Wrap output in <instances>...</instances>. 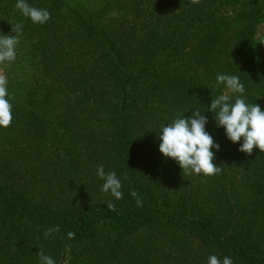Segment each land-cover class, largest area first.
Masks as SVG:
<instances>
[{"label":"trees","instance_id":"1","mask_svg":"<svg viewBox=\"0 0 264 264\" xmlns=\"http://www.w3.org/2000/svg\"><path fill=\"white\" fill-rule=\"evenodd\" d=\"M224 1L27 0L51 14L39 25L19 13L16 0H0V33L13 34L12 25L23 24L16 60L2 66L13 120L0 128V144L12 148V161L13 154L34 151L37 159L55 163L57 180L67 171L76 184L90 163L85 148L102 161L96 148L105 146L123 191V203L111 202L115 210L99 201L56 213L27 200L20 187L0 181V264H39L37 253L46 254L51 246L56 264L85 259L98 236L109 244L106 264H116L122 239L155 224L190 230L234 264H264L255 231L264 202V152L253 149L241 178L252 194L250 218L239 233L232 223L214 221L206 194L208 206L202 209L193 198L184 200L188 194L155 189L152 176L162 171L163 157L151 163L139 152L159 144L157 135L145 131L150 122L157 134L158 123L168 122L166 115L171 120L185 107L190 116L196 107L205 112L206 130L220 145L214 160L220 166L230 141L215 126L214 113L206 112L211 98L223 91L215 86L218 73L238 75L246 102L264 109V62L255 45L256 26L264 23V0H226L227 6L243 8L232 18L220 10ZM109 15L116 17L107 24ZM139 15L148 23L141 21L143 33L136 36ZM251 87L262 100L250 95ZM177 172H169L171 182L183 179L180 167ZM217 176L204 178L218 181ZM132 191L138 195L131 196Z\"/></svg>","mask_w":264,"mask_h":264},{"label":"rangeland","instance_id":"2","mask_svg":"<svg viewBox=\"0 0 264 264\" xmlns=\"http://www.w3.org/2000/svg\"><path fill=\"white\" fill-rule=\"evenodd\" d=\"M225 1L220 10L224 12L226 17L232 18L237 12L243 10L240 5L227 6ZM135 6L137 5L135 4ZM141 9L144 11L142 5ZM115 12L118 11L115 10ZM142 15L144 18L146 14L143 12ZM114 17L116 16L109 15L105 19L106 23L110 24L108 20ZM126 18L128 19V16ZM143 18L139 15L138 20L136 19V36L142 32L140 29L142 22L144 25L148 23L147 20H142ZM165 18L166 16L162 15L160 19L163 21ZM123 23L126 26L128 22L125 20ZM256 27L257 58L264 62V23ZM163 29L165 30L166 27L162 26L161 30L163 31ZM2 66L3 64H0V73H3ZM250 95L257 99L263 97L260 96V91L254 87H251ZM186 110L185 107H182V118L188 116L187 112L184 113ZM165 120H168L167 123H169L172 119L170 120L166 115ZM162 121L158 123V126H161ZM85 125H87V122H85ZM152 126L153 124L150 122L145 129L146 133L151 132L152 135H157L154 130L155 126L154 129H151ZM4 134L8 133L4 131ZM148 144L152 145V141H149ZM0 145L2 148H0V181L25 190L27 200L32 203L44 204L56 213L73 206L94 204L99 201L123 203L100 191L103 181L97 177L96 169L102 165L105 172H109L113 168L109 157H107L109 153L105 150V146L102 149L96 148L97 156L101 157L102 161H96V153L94 154L92 149L89 151L90 149L85 148V155L88 152L91 159L88 161L90 163L87 164L88 169L85 171L84 177L79 179L76 184L72 179V175L67 171L57 180L58 171L55 163L48 164L47 160H42L43 158L37 159L34 151L27 150L20 154H13L12 161V155L10 154L12 148L7 146L5 142ZM228 147L226 151H223V159L218 162V165H220L218 167L221 170L217 174L221 176V179L217 176L218 181L213 178L210 182H206L204 175H194L183 170V179L179 178L178 181L171 182L169 172L174 170L175 173L179 174L177 172L179 166L173 159L163 157L158 151V146L148 147L145 152L138 150L140 154L146 153L151 163L153 159L163 157V161L161 160L162 171L159 170L152 176L153 184L156 186H154L155 189L159 188L162 192L169 190V194L171 192L173 195L178 192L188 194L184 200L193 198V200H190L193 205L196 204L202 209L208 206L205 203L207 199H204V194H206L210 200V216L213 217L214 221L222 224L224 222L232 223V225H235L234 228L237 227L234 230L239 233L250 218V197L252 193L246 184L241 183V178H244L242 175L245 176L249 170L250 155L239 152L237 150L238 144L228 142ZM216 152L214 160H216ZM44 158L46 159V156ZM6 159H8V163ZM214 160L213 163H215ZM233 160H235L234 163ZM182 180L186 181L184 186L180 185ZM206 184H209V186ZM232 184L234 188H231ZM184 190H186V193ZM200 194L203 197H200ZM255 231L258 246L261 252L264 253V202L259 206L255 219ZM51 247L48 248L46 254L55 259L53 257L54 251L50 250ZM108 247L109 244H107L105 238L98 236L88 246L85 259L70 260V262L67 259V261L71 264H106ZM210 255H216L220 259L224 257L214 246L200 242L199 238L188 229L171 224H155L140 228L122 239L116 264H207ZM64 262L66 263V261ZM57 264H60V262L58 261Z\"/></svg>","mask_w":264,"mask_h":264},{"label":"clouds","instance_id":"3","mask_svg":"<svg viewBox=\"0 0 264 264\" xmlns=\"http://www.w3.org/2000/svg\"><path fill=\"white\" fill-rule=\"evenodd\" d=\"M15 8L33 24L43 25L51 18L47 9L31 6L27 0H16ZM13 34L0 33V64H10L16 60V48L23 34V24L15 23L11 29ZM8 78L0 73V128L8 127L12 120V104L9 100ZM217 88L223 86L221 94L211 98L207 106L214 113L215 126L222 128L225 137L233 144H238V151L251 155L253 149L264 152V109L258 103H248L245 99V87L238 75L218 73L215 78ZM233 97H235L233 99ZM259 98V97H258ZM191 115L182 118L176 116L171 122L162 124L157 133L158 151L163 157L173 159L185 172L194 175L211 176L220 172L221 168L213 163L220 145L206 130L207 117L199 108L193 107ZM188 112L185 111L184 113ZM96 175L103 181L100 191L109 194L115 200L123 198L121 178L113 171L105 172L101 165ZM136 197L135 191L130 193ZM140 201L137 200V204ZM109 210H115V204L109 202ZM49 230L45 235H49ZM72 234L69 233V236ZM39 264H56V261L43 250L37 253ZM207 264H234L230 256L222 259L216 255L208 257Z\"/></svg>","mask_w":264,"mask_h":264}]
</instances>
